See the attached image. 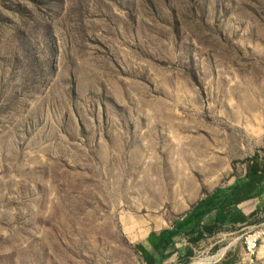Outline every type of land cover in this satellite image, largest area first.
<instances>
[{"label":"rangeland","instance_id":"rangeland-1","mask_svg":"<svg viewBox=\"0 0 264 264\" xmlns=\"http://www.w3.org/2000/svg\"><path fill=\"white\" fill-rule=\"evenodd\" d=\"M252 174L264 0H0V264H238L264 207L193 214Z\"/></svg>","mask_w":264,"mask_h":264},{"label":"crops","instance_id":"crops-1","mask_svg":"<svg viewBox=\"0 0 264 264\" xmlns=\"http://www.w3.org/2000/svg\"><path fill=\"white\" fill-rule=\"evenodd\" d=\"M263 207L264 179L252 174L240 182H231L223 186L206 201L198 204L193 218L196 225L223 223L228 227L245 229L251 215ZM217 263L215 261L212 264Z\"/></svg>","mask_w":264,"mask_h":264},{"label":"built area","instance_id":"built-area-1","mask_svg":"<svg viewBox=\"0 0 264 264\" xmlns=\"http://www.w3.org/2000/svg\"><path fill=\"white\" fill-rule=\"evenodd\" d=\"M263 237V230L253 231L243 236L242 254L238 264H260L258 261V252Z\"/></svg>","mask_w":264,"mask_h":264},{"label":"bare ground","instance_id":"bare-ground-1","mask_svg":"<svg viewBox=\"0 0 264 264\" xmlns=\"http://www.w3.org/2000/svg\"><path fill=\"white\" fill-rule=\"evenodd\" d=\"M226 250V249H225ZM224 253V250H222L216 257L214 258H204V259H198L191 264H209L211 261H214L218 259L222 254Z\"/></svg>","mask_w":264,"mask_h":264},{"label":"trees","instance_id":"trees-1","mask_svg":"<svg viewBox=\"0 0 264 264\" xmlns=\"http://www.w3.org/2000/svg\"><path fill=\"white\" fill-rule=\"evenodd\" d=\"M253 173H255V172H253Z\"/></svg>","mask_w":264,"mask_h":264}]
</instances>
